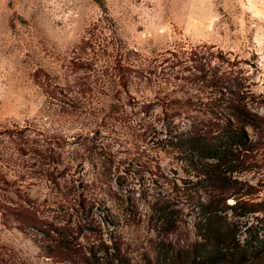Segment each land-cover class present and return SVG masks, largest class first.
<instances>
[{"label": "rangeland", "instance_id": "374dc122", "mask_svg": "<svg viewBox=\"0 0 264 264\" xmlns=\"http://www.w3.org/2000/svg\"><path fill=\"white\" fill-rule=\"evenodd\" d=\"M235 78L264 118V0H0V264H80L89 209L148 264L151 204L178 202L193 239L185 204L214 165L240 192L231 204L264 207V122L247 127L252 150L227 141L220 161L176 145L221 135Z\"/></svg>", "mask_w": 264, "mask_h": 264}, {"label": "trees", "instance_id": "16d2710c", "mask_svg": "<svg viewBox=\"0 0 264 264\" xmlns=\"http://www.w3.org/2000/svg\"><path fill=\"white\" fill-rule=\"evenodd\" d=\"M221 80L219 78L215 81L218 83ZM228 82L222 87L229 96L227 108L232 112L225 116L228 123L223 126L221 135L212 137L209 133H199L201 130L192 129L176 144L180 150L187 151L191 158L200 156L202 159L223 160L230 152L229 147H224L227 141H233L241 150L253 149L254 143L247 127H261L259 122H264V118L249 109L243 84L237 78L228 79ZM213 167V170L205 174L201 172L199 176L204 177L196 182V196H188L185 204L188 214L193 216V239L189 238L188 232H185V239L181 237L186 220L182 217V208L178 207V202L164 196L151 204L160 239L156 244V257L148 258V264H264L263 203L245 201L241 199L242 196H237L236 202L231 204L229 199L240 195V192H235L227 181L220 178L218 165ZM221 180L223 183H219ZM207 183H211V187L205 186ZM251 189L248 186L247 193L251 194ZM201 190L206 191L204 201L198 196ZM257 213H263V216ZM77 223L81 230L88 231L94 239L89 247L82 246L73 253L75 258L72 259H76L74 263L133 264L113 221L100 223L94 217V210L89 209L86 216ZM56 232L54 244L65 253L71 251V243L64 244L66 238L63 235L66 232L68 237H74L73 234L68 232L67 227L56 228ZM45 233L46 236L50 234L49 231Z\"/></svg>", "mask_w": 264, "mask_h": 264}]
</instances>
